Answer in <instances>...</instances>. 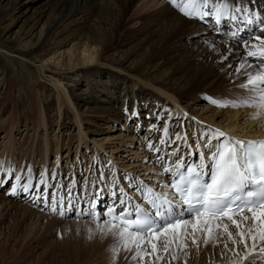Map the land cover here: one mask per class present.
I'll return each mask as SVG.
<instances>
[{"label": "bare ground", "instance_id": "6f19581e", "mask_svg": "<svg viewBox=\"0 0 264 264\" xmlns=\"http://www.w3.org/2000/svg\"><path fill=\"white\" fill-rule=\"evenodd\" d=\"M35 1L28 0L27 4L21 5V7L29 8V4ZM71 1L72 5L65 15L56 19L52 18L46 23L43 38L36 47L32 48V51H36L37 53L53 51L56 49V44L70 38L76 39L79 43L83 42L82 44L86 47L88 45L99 47L101 65L74 70L72 73L73 77H77L79 80H73L71 81L72 85L68 86L69 88L65 87L69 93V97L74 100L73 106L78 113V117L76 118L78 124H76L80 127V125L82 126V121H84L86 126H94L96 129L89 138L94 148L96 146L100 147L98 143L110 137L109 131L113 130L112 126L116 122L121 123L125 128L131 124L135 126L141 125V128H145L146 133L150 134L157 132L158 128L162 133L163 131L165 133V129H167L168 134L172 126L176 125L177 128L182 125L186 127L184 131L190 130L192 135L194 134L199 138L203 133L209 132L210 130L222 131L224 129L247 137L264 136V115L258 119L250 118L258 111L257 109L243 106H229L219 107L220 110L216 111L212 106L213 104L206 100V96L211 98L210 93L208 94L211 89L219 88H222V90L218 91L223 95L219 101L224 103L230 104L231 102L238 103L241 100H251L255 96V93L243 88L241 85L246 81L247 77L245 73L252 72L254 69L245 68L239 74L236 72V68L240 66L245 55V47L224 42L220 38L214 37L211 34L212 32L204 27L193 29L194 27L191 24H194L193 21L195 20L184 16L179 11V6H183L187 1H179L178 6L174 7L169 0H119L115 5L117 8V18L114 19V29H117L121 25L128 4L134 6L139 5L142 8L153 10H151L149 15L147 14L134 20V22L139 23V29L132 32L133 36L130 39L123 34L112 37L107 36L103 32H94V30L84 31L82 28H77L81 32H76L75 27L68 29L67 27L74 26L75 19L73 20V18L76 15L87 11L81 4L82 0ZM233 1L232 3L234 4L239 2V0ZM16 5L11 8V11H17ZM243 5L249 7L256 6L258 7L257 12L264 14V1L243 0ZM55 7L64 10L65 0H59ZM2 18L0 16V21ZM36 18L37 16H34L31 22ZM8 27V25L4 26L0 30L6 31ZM60 27L66 28L67 30L64 32L65 34L61 40L56 41L57 38L54 40L52 36ZM137 34L138 36H143V38L138 39L136 37ZM192 36H197V39L191 41ZM260 36H264V34ZM136 39L140 41L139 44L137 43L138 45L136 43L133 44V41ZM16 40H19V38ZM185 40L186 42H184ZM211 55L214 59L211 66H209L204 63V58L205 56ZM120 56L124 58L121 59ZM91 60L92 57L87 59V61ZM249 62L255 64V61L251 57L249 58ZM125 63L129 64V70L124 68ZM5 78L6 72L0 67V102L3 98V102L10 100L11 94L9 90L5 96L3 94ZM52 88L46 85L37 87L38 96L42 101V105L39 107L40 115L38 119L40 120L39 123L37 122L39 127H33V124L32 128H29L27 124L28 116L24 118L25 122L23 126L27 130L34 129L37 132L41 127L46 134V139L43 140L45 142L42 146L41 165L44 164L43 158L48 155V150H51L48 148L51 140L48 139L50 137L47 134L48 132L51 133L52 130L48 125L51 122H56L58 126L61 124L64 125L65 121L69 119L68 115L60 112L62 110L61 102L58 103L59 106L56 105L58 106L57 109L59 112V116L57 117L55 103L52 99L54 97ZM201 92L203 93L201 94ZM204 92L206 93L205 95ZM17 98L21 112L25 113L31 104L27 92L21 88L17 89ZM8 115L9 113L3 109L0 117V128L6 129L8 127L6 126L9 124L10 119V115ZM240 116H242L241 121L238 119ZM57 118L61 121H57ZM102 119L105 120V128H102L96 122L97 120L102 121ZM160 124L163 125L159 127L158 125ZM164 124L166 125L164 126ZM17 125H20V122ZM191 127H194V130H191ZM19 129L17 127V130ZM79 130L81 129L79 128ZM78 133L84 135L87 131H84V133L78 131ZM56 134L53 135L55 141L59 140V132ZM177 134L180 137L186 136L187 139L189 138V135L182 131L177 132ZM7 136L5 134L2 138H7ZM82 139L83 137H80L78 141L83 142ZM178 141L179 143L185 142L182 139ZM9 142H13L12 138L9 139ZM13 145H7L6 148L8 149V146L13 147ZM32 151L34 152V150ZM150 153H153L152 149ZM28 154L29 152L26 155ZM32 155L33 153H31V157ZM27 157L29 158V155ZM112 170L113 173L115 168ZM159 172L160 170L157 173ZM25 177H27V173H25ZM74 182H76V178ZM42 184V186L47 185V181ZM35 185L37 186L38 183ZM100 187H102L100 184H96L94 189H99ZM120 189L125 190V186L120 187ZM87 190L89 192L90 188H87ZM26 193L28 192L23 190L21 194L22 200L25 199L24 195ZM113 194L111 193L109 195ZM96 196H104L103 191H96L93 197ZM2 198L0 195V205L3 208L8 207L9 210L15 209L14 204H11L10 201L5 202L1 200ZM82 206H86V201L82 203ZM16 207V209L19 208L18 206ZM22 210L25 217H31L35 221V225L40 222V219H46L44 216L36 214V211L33 212L25 208ZM247 215L249 216L247 225L251 226V214L248 213ZM235 219L240 220L241 218L237 216ZM90 225L94 226L93 224ZM217 225H219V228H217ZM225 225L235 235L237 229L232 225L230 220L211 221L210 225L206 227L212 228L214 239L209 240L207 245L204 243L206 231L198 230L193 234L191 225H188L186 228L187 236L182 240V243L186 245L183 250H180L178 243L172 242L174 241L172 234H168L167 236L161 235L162 240L160 246H163L162 251L159 248V251L153 254L151 247V243L153 242L152 237H146L145 239L151 241L147 247L148 249L146 248L149 255L148 259L152 260L149 263L159 264L161 259L157 260L156 257L162 256V259L164 258L165 260L169 258L170 264H230V261L236 259L233 249L235 248L243 254L244 246L239 244L238 236L236 237L237 244L235 246L232 244L228 239L227 233L224 232ZM32 226L31 228H35ZM95 226L100 229V224ZM109 234L114 242H116V237L111 233ZM193 238L196 239L195 244H193ZM169 242L171 243L167 250L168 255H166L167 252L164 253L163 250H165V244ZM248 243L251 246V240H248ZM225 244H227V248L224 247ZM170 255H174L175 259L172 260ZM148 259L146 260L145 258L144 261H141V264L148 262ZM254 262L255 264L259 263L255 257H249L244 264H254Z\"/></svg>", "mask_w": 264, "mask_h": 264}, {"label": "rangeland", "instance_id": "374dc122", "mask_svg": "<svg viewBox=\"0 0 264 264\" xmlns=\"http://www.w3.org/2000/svg\"><path fill=\"white\" fill-rule=\"evenodd\" d=\"M27 1L28 0H2L0 3V16L3 17L0 21V29L4 26H9L6 31L0 30V67L6 72L3 94L5 96L8 90L11 94L9 101L3 102V98L0 102V117L3 109L10 115V119L8 118L9 124L6 125L8 127L6 129L0 128V160L7 156L9 159L7 163L11 162L15 164L14 167L20 164L21 167L22 164L26 165L27 163V159L25 158L28 152L30 154L29 158L31 157V153H33V160L40 159L43 152L42 146L45 142H43V140L46 139V134L41 127L35 132L34 129L27 130L23 125L25 122L24 118L28 116L27 124L29 128H32L33 124V127H39V107L42 105V101L38 96L37 87L46 85L48 87H53L54 97L52 99L55 103L57 117L59 116L57 109L59 102L62 104V110H60V112H64L65 115L69 116V119L65 121L64 125L61 124L58 126L56 122H51L48 125L52 130L51 133L48 132L47 134V136L49 135L50 137L48 139L51 140L50 146H48L51 150H48V156H46L45 159L49 161L48 168H50L54 161L53 155H55L56 152L57 164L62 167L60 173L63 185L55 181V183L57 182V189L58 187H63V190H66L65 184L67 174L64 168V162L65 160H68V162L73 161L77 156H79L81 161H87L93 168L96 167V165H94L96 159L102 166H99V169L105 168V172L101 171V174H104L105 181L113 182L116 189H120L122 186L126 188L129 179L125 183H123V181H121L122 183H115V181L122 179L124 174L128 176L134 173V171L141 175L147 173V177L152 176L151 173H154L152 178H158L159 176L156 175V173L159 169L156 168V165H151V163H154L151 162L153 154L149 153L144 148L143 142L134 132V125H128L125 128L121 123L116 122L114 126H112L113 130L109 131L110 139L102 140L101 143H98L100 147L96 146V148H94L93 143L89 139L91 134L96 131L95 127L86 126L84 121H82L83 127L77 125L78 121H76V118L78 117V113L73 106L74 100L69 97V93L65 87L71 86V81L79 80V78L73 77L72 73L74 70L87 69L101 65L99 47L89 45L86 47L82 44L83 42L79 43L76 39L70 38L56 44V49L53 51H47V53L46 51L39 53L32 51V48L36 47L43 38L46 23L52 18L56 19L65 15L71 7L72 1L65 0L64 10L55 7L59 0H36L29 4V8H22L21 5L27 4ZM179 1L182 0H178L177 2ZM184 1L186 2L187 0ZM118 2L119 0H82L81 4L87 11L76 15L73 18V20L75 19V24L73 23L74 26H69L67 28L70 29L75 27L74 29L77 30L76 32H81V30L77 28H82L84 31L94 30V32H103L107 36L112 37L123 34L130 39V37L133 36L132 32L139 29V23L134 22V20L147 14L149 15L152 9L150 10L149 8H142L139 5L134 6L128 4L121 25L117 29H114V19L117 18V8L115 5ZM15 5L17 11H11V8ZM34 16H37L35 19L36 21L34 20L31 22ZM193 23L194 24H191L194 27L193 29H197L198 27L208 29L199 22L193 21ZM66 30V28L60 27L59 30L54 33L52 39L55 40L57 38L56 41L61 40ZM213 36L220 38V40L224 42L245 47L244 45H238L237 43L235 44L227 41L215 34H213ZM136 37H138V39H141V37L143 38V36H138V34ZM17 38H19V40H16ZM191 38V41H195L197 36H192ZM184 42H186V40ZM135 43L138 45L140 41L136 39L133 41V44ZM83 49L84 51H82ZM90 57H92V60L87 61ZM120 57L121 59L124 58L122 56ZM212 57V55L205 56L204 63L211 66L214 59V57ZM128 63L124 65L126 70H129ZM220 64H222V62H220ZM71 68H73V70H71ZM19 88L27 92L31 101L28 109L25 113L23 112L24 114L21 112L18 104L17 89ZM218 90H222V88L211 89V91L207 92L208 94L210 93L209 95H211V98H215L219 101L222 99L223 95H221L222 93ZM202 93L203 92H201V94ZM205 94L204 92V95ZM206 98V100L210 102V98L207 96ZM212 106L216 111L220 110L218 106L214 104ZM57 119V121H61L59 118ZM238 119L241 121L242 116L238 117ZM19 122L20 125H17ZM96 122L99 126L105 128L104 119H102V121L97 120ZM17 127L20 129L17 130ZM141 127V125H138V129L145 130L146 134V129ZM79 128L81 130H79ZM78 131H82V133L87 131V133L81 135ZM58 132L59 140L55 141L53 135ZM142 133L143 132L140 134ZM5 134L8 135L7 138H2ZM158 134L162 135V131L159 130ZM164 134L163 138L166 136V134ZM151 135L153 134H149L148 137ZM80 137H83V142L78 141ZM11 138L13 141L12 143L9 142ZM9 143L14 145L13 147L8 146L7 149L6 146L11 145ZM151 149L152 151L155 150L154 147ZM32 150H34V152ZM93 155L95 158H93V161L90 163V159L87 160V158ZM41 162L42 160L40 163ZM93 168H91V172ZM113 168H115V171L112 173ZM73 175L74 178L71 184L75 179V174ZM11 176L6 185L0 189V195L3 197L1 200L5 202L10 201L11 204L15 206V209L9 210L8 207L3 208L0 205V264H141V260H132L131 258L136 251L135 248L131 251H124L121 247L118 253L114 254L111 249L116 242H114L110 234H101L100 229L95 226L99 225L98 222L91 223L90 221L73 218L59 219L52 215L35 212L33 207L28 204L27 206L24 205L22 201L16 198L10 199L5 197L4 194L6 190L14 184ZM138 177L139 176L132 178L137 179ZM139 179H142V177H139ZM105 181H100L98 185H106L107 183ZM40 185H42V182ZM81 185H84V181ZM86 188L90 187L88 186ZM55 196L59 199L64 198L59 195ZM16 206H18V209L21 211L16 209ZM23 208L44 216L46 219H40V222L35 225V221L32 220L31 217H25L22 213ZM50 218H52V220H50ZM31 226L35 228H31ZM161 240L162 236L159 237L158 242V249L160 248L162 251L163 246H160ZM148 245H150V243L146 245V248ZM163 251L164 253L167 252L165 250ZM143 255V261L145 258L147 260L149 256L148 252L146 251ZM166 255H168V252ZM170 256L172 260H174L173 257L175 256ZM150 261L152 260L148 259V262H143V264H152V262L149 263ZM169 262V258H167V260L163 258L159 261V264H170ZM258 264H264V261H259Z\"/></svg>", "mask_w": 264, "mask_h": 264}, {"label": "snow or ice", "instance_id": "6c2138e0", "mask_svg": "<svg viewBox=\"0 0 264 264\" xmlns=\"http://www.w3.org/2000/svg\"><path fill=\"white\" fill-rule=\"evenodd\" d=\"M169 2L174 7L178 6L177 0ZM179 11L188 18L214 19L219 27L224 20L236 22L237 16L234 13H245L248 8L243 5V0L235 4L231 0H187L183 6H179ZM259 23L264 25V17L260 18ZM260 31H264V27H261ZM244 46L245 55L236 72L239 74L242 69H254L245 73L247 78L241 86L254 92L255 96L251 100L230 104L210 98V103L218 107H254L258 111L250 118L258 119L264 115V36H254L251 42H244ZM250 57L257 63H250ZM165 134L167 135V129ZM177 139L187 141L186 136L178 135ZM200 139L204 140L203 147H206L208 152H200L199 164L189 163L184 156H178L179 147L171 154L176 159L170 162H165L167 153L158 156L162 171L156 175L169 176L171 181L157 182L159 187L164 189L163 192H157L143 181L128 178L129 187L140 195L148 208L133 204L127 198L128 194L120 189L119 202L123 207L119 213L115 204L103 214L105 217L103 220H100L95 212L84 213L92 215L98 221L101 234L111 233L116 237V244L111 249L114 254L118 253L121 247L124 251L135 248L132 260L143 261L146 245L150 243L145 238L150 236L156 241L151 243L153 254H156L159 251V237L168 234H172L174 237L172 242L178 243L180 250H183L186 245L182 240L187 236L188 225H191L193 234L198 230L206 231L204 243L207 245L209 240L214 239V233L211 227L206 226L213 220L227 218L237 229L233 235L228 226H224L228 239L235 246L238 236L239 244L244 246L243 254L233 249L236 259L230 261V264H244L249 257L264 261V139H235L228 137L221 130L205 132ZM166 143L165 140L161 141V144ZM149 148H152L151 144ZM200 148L201 145H197L198 151ZM156 151L159 152L160 149ZM15 179L19 183L21 177L17 176ZM33 187L28 183L24 185L23 190L29 192ZM35 187L39 199L41 196L39 185ZM11 194H16L15 185ZM43 198L46 207L50 205L53 212L64 216L62 209L67 207L64 205V199L57 201L53 195L49 200L46 184ZM248 213L251 214V226L247 225ZM237 216L241 219H235ZM248 240H251V246ZM170 243L165 244V251L168 250ZM195 243L196 239L193 238V244ZM224 247L227 248V244ZM156 258L160 260L162 256Z\"/></svg>", "mask_w": 264, "mask_h": 264}]
</instances>
